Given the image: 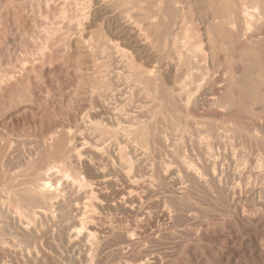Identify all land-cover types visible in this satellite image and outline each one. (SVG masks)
Listing matches in <instances>:
<instances>
[{
    "label": "rangeland",
    "instance_id": "374dc122",
    "mask_svg": "<svg viewBox=\"0 0 264 264\" xmlns=\"http://www.w3.org/2000/svg\"><path fill=\"white\" fill-rule=\"evenodd\" d=\"M238 3L0 0V264H264V170L254 168L257 161L264 165V134L253 129V123L264 122V78L251 56L245 71L241 62L244 48L264 37V16L256 15L244 34L238 24ZM220 17L236 25H224L214 35L205 28L206 22ZM247 70L249 74L242 75ZM234 76H239L237 82ZM100 85L112 95L104 110L97 100ZM232 86L238 93L230 91ZM229 92L228 103H223L220 97ZM245 94L250 102L244 99ZM117 116L121 122L125 120L123 124L132 117L144 119L140 136L124 140L123 124L116 126ZM108 129L115 130L117 136L107 134ZM98 138H105L102 146L106 148L96 146L101 149L96 154ZM74 148L80 154L74 153ZM120 151L127 160L122 162L123 171L129 169L125 173L136 183L126 188L129 193L125 196L133 197L139 208L152 206L143 215L111 207L96 209L94 220L87 222L95 233L86 237L82 230L74 240L76 246L65 243L64 221L43 220L46 224L41 222L37 231L29 234L11 220L15 207L26 211L35 206L27 189L36 176L47 175L52 169L61 179L66 173L90 177L94 186L111 192L92 170L120 165ZM72 154L85 159L86 167ZM113 177L115 191L122 190L119 176ZM75 195L69 191L65 199H77ZM120 196L112 200L117 202ZM76 199H72L78 204L71 205L72 214L76 207L82 210L81 200ZM21 218L27 220L26 214Z\"/></svg>",
    "mask_w": 264,
    "mask_h": 264
},
{
    "label": "bare ground",
    "instance_id": "6f19581e",
    "mask_svg": "<svg viewBox=\"0 0 264 264\" xmlns=\"http://www.w3.org/2000/svg\"><path fill=\"white\" fill-rule=\"evenodd\" d=\"M158 1V0H157ZM100 4H102V3H100ZM188 4V3H187ZM239 9L237 10V14H238V17H239V20H238V24L240 25V30H242V32L245 34V32H247V30L249 29V28H251L252 27V25H253V21H254V19H255V16L256 15H258V16H260V15H263L264 16V0H239ZM99 5V4H98ZM103 6H106V4L105 5H103ZM158 2H156L155 4H154V7H155V9H157L158 8ZM158 10V9H157ZM204 10V9H203ZM205 10H207V9H205ZM209 11V10H208ZM218 16H220V15H218ZM224 17V16H223ZM229 17V16H228ZM217 19V18H216ZM261 19V21H262V18H260ZM208 20V19H207ZM259 21V20H258ZM122 23V22H121ZM126 23V22H125ZM127 24V23H126ZM148 24H150V23H148ZM227 24H229V25H231V26H233V28H234V26L236 25L235 24V22L234 21H232V20H226L225 18H222V17H220L219 19H217V20H209V21H207L206 22V26H205V28L207 29V30H209V31H212V32H215V34L214 33H211V34H214V35H217L218 33L217 32H219L218 30L220 29V28H223V26L224 25H227ZM110 24H108V26H109ZM119 25V24H118ZM124 26V25H123ZM121 27V26H120ZM129 26H126L125 28H126V30H127V28H128ZM124 28V27H123ZM119 29V28H118ZM128 29H131V28H128ZM120 30H122V29H120ZM132 30V29H131ZM136 30V29H135ZM134 30V31H135ZM250 30V29H249ZM151 31V30H150ZM119 31H117V33H118ZM126 32V31H125ZM140 32V31H139ZM116 33V34H117ZM128 33V32H127ZM127 33H125V34H127ZM217 33V34H216ZM220 33V32H219ZM130 34V33H129ZM137 34H138V32H137ZM136 34V35H137ZM177 34V33H176ZM247 34H249V33H247ZM135 35V36H136ZM119 36V35H118ZM120 36H122V35H120ZM130 36V35H129ZM140 36V35H139ZM153 36V35H152ZM136 37H138V36H136ZM143 37V36H142ZM244 37V36H243ZM127 38H129L128 36H127ZM132 38H133V36H132ZM147 38V37H146ZM148 38H149V36H148ZM147 38V39H148ZM185 39V38H184ZM252 39V38H251ZM133 40L134 39H132V42H133ZM136 40V39H135ZM142 40V39H141ZM144 40V39H143ZM149 40V39H148ZM131 41V40H130ZM146 42V41H145ZM128 43H130V42H128ZM143 43H144V41H143ZM135 44V43H134ZM139 42H138V45H136V46H139ZM187 44V43H186ZM251 44V43H250ZM133 45V44H132ZM149 45V44H148ZM184 45H185V43H184ZM142 46V45H141ZM183 47V46H182ZM114 48V47H113ZM144 49H145V47H143ZM187 48V45H186V47H185V49ZM209 48V47H208ZM207 48V49H208ZM187 49H189V47L187 48ZM191 49H189V51H190ZM204 51H207V50H204ZM180 52V51H179ZM178 52V53H179ZM191 52H192V50H191ZM189 53V52H188ZM205 53V52H204ZM202 54V55H204V56H206L205 54ZM180 54V53H179ZM192 54V53H191ZM207 54H209V53H207ZM189 55V54H188ZM203 56V58H205ZM209 56V55H208ZM249 56H251V58H253L254 59V61H257L258 63H259V65H260V67H261V69H260V71L262 72V76H263V78H264V37L262 38V39H255L254 40V42L252 43V45H251V47H249L248 46V48L246 47V48H244V56L241 58V62L243 63V69L242 70H244L245 71V67H246V63H247V60H248V57ZM178 57H180V55H178ZM181 58V57H180ZM209 58V57H208ZM212 59H213V57H212ZM208 61H209V59H207ZM212 64V63H211ZM256 70V69H255ZM244 73V74H243ZM247 74H249L248 73V70L246 71V72H242V75H247ZM251 75H252V73H251ZM234 78H235V82H237L238 81V79H239V76H234ZM251 79V78H250ZM242 81V80H241ZM246 82V81H245ZM251 82V81H250ZM264 82V81H263ZM262 82V83H263ZM96 83H98V82H96ZM99 83H100V81H99ZM104 83H105V81H104ZM264 84V83H263ZM105 85H107V84H104V86ZM249 85V84H248ZM89 86H91V84L89 85ZM104 86L102 87L101 85H100V88H102V89H100V91L97 93V100H98V102L100 103H98L102 108H103V110L105 109V108H107V102L106 101H108V99H111V98H109V93H110V91H109V93L106 91V86H105V88H104ZM253 86V85H252ZM257 86V85H256ZM110 87V86H109ZM240 87V86H239ZM248 87H251V86H248ZM96 88V87H95ZM94 88V89H95ZM108 88V87H107ZM226 88H227V86H226ZM237 88V87H236ZM235 88V86L233 87H231L230 88V91L232 92V93H234V94H236V93H238L237 92V89ZM241 88V87H240ZM263 88V87H262ZM89 89V88H88ZM91 89V88H90ZM99 89V88H98ZM109 89V88H108ZM110 89H112V88H110ZM92 90V89H91ZM113 90H114V88L111 90L112 92H113ZM243 90V89H242ZM261 90V89H260ZM246 91V90H245ZM251 91V90H250ZM89 92H90V90H89ZM231 92H229L228 94H225L224 96H222V97H220V99H221V101L223 102V103H228V99H229V94L231 93ZM243 92V91H242ZM242 92H239V93H241L242 94ZM92 93H94V91L92 90ZM114 93V92H113ZM186 93H188V92H186ZM231 93V94H232ZM244 93V92H243ZM250 93V92H249ZM87 94V93H86ZM178 94H179V92H178ZM177 94V95H178ZM181 94V93H180ZM189 94V93H188ZM230 94V95H231ZM85 95V94H84ZM116 96H117V98H119L118 96H120V95H117V94H115ZM182 95H183V93H182ZM185 95H187V94H185ZM191 95V94H190ZM250 95V94H249ZM256 95V94H255ZM87 96V95H86ZM93 96H95V95H93ZM110 96H112V95H110ZM187 96H189V95H187ZM88 97V96H87ZM175 97H177L176 95H175ZM181 97V96H180ZM240 97V96H239ZM242 97V96H241ZM240 97V98H241ZM244 97V96H243ZM254 97V96H253ZM252 97V98H253ZM96 98V97H95ZM116 98V97H115ZM246 98H248L249 99V97L248 96H246V94H245V100H246ZM178 99H180V98H178ZM182 99L183 100H185L186 99V97H185V99L182 97ZM191 99V98H190ZM189 99V100H190ZM243 99V98H242ZM248 99H247V101H248ZM263 99V98H262ZM119 100V99H118ZM121 100V99H120ZM217 100V99H216ZM92 101V100H91ZM94 101V100H93ZM259 101V100H258ZM181 102H182V100H181ZM185 102H187L188 103V98H187V100L185 101ZM248 102H250V99H249V101ZM264 102V101H263ZM192 103V102H191ZM190 103V104H191ZM230 103L232 104V102L230 101ZM86 104V103H85ZM90 104V103H89ZM94 104V103H93ZM180 104V103H179ZM185 103H183V105H184ZM220 104H222V103H220ZM220 104L218 105V106H220ZM87 106H89L88 104H86ZM119 105V104H118ZM226 105V104H225ZM95 106V105H94ZM93 106V107H94ZM99 106V107H100ZM119 106H122V105H119ZM228 106V105H227ZM226 106V107H227ZM231 106V105H230ZM264 106V105H263ZM85 107V106H84ZM95 107H97V106H95ZM115 107H117V106H115ZM179 107H181L180 105H179ZM229 107V106H228ZM228 107H227V109H228ZM83 107H82V105H81V110H83L82 109ZM98 108V107H97ZM102 108H101V110H102ZM117 108H119V107H117ZM123 108V107H122ZM125 108V107H124ZM183 108V107H182ZM184 108H185V106H184ZM183 108V109H184ZM220 108H221V106H220ZM220 108H219V110H220ZM262 108V107H261ZM85 109H86V107H85ZM93 108L91 107V110H92ZM186 109V108H185ZM222 109V108H221ZM225 109V108H224ZM223 109V110H224ZM80 109H79V111H81ZM107 110V113H108V109H106ZM105 110V111H106ZM112 110H114V109H112ZM117 110V109H116ZM119 110H120V108H119ZM216 110V109H215ZM223 110H221L222 111V113H224L223 112ZM263 110H264V108H263ZM98 111H100V110H98ZM118 111V110H117ZM231 111V110H230ZM82 113L84 112V110L83 111H81ZM88 112V111H87ZM96 112V111H95ZM213 111H211V113H212ZM220 111H218V113H219ZM241 112V111H240ZM81 113V114H82ZM90 113H91V111H90ZM102 113H103V111H102ZM120 113V112H119ZM128 113V112H127ZM138 113H139V111H138ZM221 113V112H220ZM221 113V114H222ZM226 113H227V111H226ZM234 113H235V110H234ZM238 113V112H237ZM94 114V113H93ZM122 114V113H121ZM216 114V113H215ZM236 114V113H235ZM250 114V113H249ZM76 115V114H75ZM75 115H74V117H73V119L75 118ZM77 115H79L80 116V112H78V114ZM83 115V114H82ZM82 115H81V117H82ZM87 115V114H86ZM90 115V114H89ZM96 115V114H95ZM98 115V114H97ZM118 115V114H117ZM126 115V114H125ZM212 115V114H211ZM214 115V114H213ZM218 115V114H217ZM223 115H225V114H223ZM229 115V114H228ZM233 115V114H232ZM119 116H120V114H119ZM124 116V115H123ZM238 116V115H237ZM87 117V116H86ZM92 117V116H91ZM94 117V116H93ZM96 117V116H95ZM230 117H232V116H230ZM235 117V116H234ZM259 117H261V116H259ZM114 118H115V115H114ZM121 118H123V117H121ZM133 119L131 120L130 119V121H127V122H129L128 124H127V122H125L124 124H123V122L125 121H123V122H121L122 121V119L121 120H119L118 119V116H117V122L118 123H116L117 125L116 126H118V124H120L119 122H121L122 124H123V126H122V129H123V131L124 132H122L123 134L125 133L126 134V138L124 139V140H128V138H130L132 135H134L135 136V138L136 137H138V136H140L139 135V131H140V129L142 128V123H143V120L144 119H141L140 117H132ZM142 118H144V116L142 117ZM237 118V117H236ZM257 118H258V116H257ZM84 119V118H83ZM127 119V118H126ZM243 119V118H242ZM248 119V118H247ZM236 120V119H235ZM259 119H257V121H258ZM261 120V119H260ZM259 120V121H260ZM73 121V120H72ZM92 121V120H91ZM253 121H254V118H253ZM256 121V120H255ZM89 122H90V120H89ZM93 122V121H92ZM90 123V124H88V125H90L91 126V124H95L96 123V121H94L93 123ZM98 122V121H97ZM244 122V121H243ZM246 122V121H245ZM248 122V121H247ZM100 122H98V124H99ZM148 124V123H147ZM248 124V123H247ZM250 124H252L251 122H250ZM249 124V125H250ZM262 124H264V122L263 123H253V129H254V131L255 132H257V134H258V132L260 133H263L264 134V125H262ZM97 125V124H96ZM95 126V125H94ZM101 126V125H100ZM120 126V125H119ZM233 126V125H232ZM99 127V126H98ZM236 127V126H235ZM100 128V127H99ZM71 129V128H70ZM239 129V128H238ZM243 129V128H242ZM252 129V130H253ZM68 130V129H67ZM101 130L103 131V126L101 127ZM231 130V129H230ZM101 131V132H102ZM122 130H120V132H121ZM250 131V130H249ZM248 131V132H249ZM119 132V133H120ZM67 133H68V131H67ZM241 133V132H240ZM69 134V133H68ZM67 134V135H68ZM72 134V133H71ZM107 134H110V136L112 135V136H115V134H116V131L115 130H107ZM236 134V133H235ZM249 134V133H248ZM254 134H256V133H254L253 132V135ZM257 134L255 135L256 137H257ZM230 135H232V134H230ZM246 135V134H245ZM52 136H54V135H52ZM109 136V137H110ZM117 136V135H116ZM115 136V137H116ZM123 136V135H122ZM125 136V135H124ZM123 136V137H124ZM233 136V135H232ZM240 136V135H239ZM51 137V136H50ZM242 137V136H241ZM241 137H238V138H241ZM244 137V136H243ZM52 138V137H51ZM54 138V137H53ZM102 138V137H101ZM111 138V137H110ZM75 139V138H74ZM78 139V138H77ZM99 139V138H98ZM105 139V138H104ZM104 139L103 140H101V139H99V140H101V142L100 143H96V145L94 144V146L96 147V146H98V145H101L102 146V144L104 143ZM123 139V138H122ZM237 139V138H236ZM48 140H51V139H49V136H48ZM79 140V139H78ZM109 140V139H108ZM113 140V139H112ZM114 140H116V142H119V141H117L118 139H115L114 138ZM238 140V139H237ZM246 140H249V139H247L246 138ZM47 141V140H46ZM75 141V140H74ZM106 141V140H105ZM242 141H244V139L242 140ZM256 141H258V140H256ZM50 142V141H49ZM51 142H52V140H51ZM61 142H62V140H61ZM60 142V143H61ZM76 142V141H75ZM74 142V143H75ZM107 142V141H106ZM109 142V141H108ZM115 142V143H116ZM122 142V141H121ZM129 142V141H128ZM44 143H45V141H44ZM113 143V142H112ZM112 143L110 144V145H112ZM115 143L113 144L114 146H115ZM120 143V142H119ZM118 143V144H119ZM161 143H162V140H161ZM252 143V142H251ZM47 144V143H46ZM91 144V143H90ZM60 145V144H59ZM66 145V144H65ZM76 144H74V146H75ZM253 145V144H252ZM58 146V145H57ZM109 146V145H108ZM107 146V147H108ZM116 146H117V144H116ZM49 147H51L50 145H49ZM64 147V146H63ZM71 147V146H70ZM69 147V148H70ZM79 148L80 146H76V148ZM94 147V148H95ZM102 147H105V145H103ZM249 147V146H248ZM260 147V146H259ZM73 148V147H72ZM81 148L82 147H80V149H78V150H81ZM91 148H92V146H91ZM90 148V149H91ZM94 148H93V150H94ZM98 147H96L95 148V151H96V154H97V152H101L100 150L101 149H97ZM106 148V147H105ZM113 148V146L111 147V149ZM117 148V147H116ZM75 149V148H74ZM109 149V148H108ZM114 149V148H113ZM247 149V148H246ZM262 149V148H261ZM55 150H56V148H55ZM59 150V149H58ZM62 150V149H61ZM65 150V149H64ZM68 150V149H67ZM66 150V151H67ZM104 150V149H103ZM115 150V149H114ZM122 150V149H121ZM135 150V149H134ZM137 150V149H136ZM135 150V151H136ZM255 150V149H254ZM60 151V150H59ZM70 151V150H69ZM74 151V153H79V152H75L76 151V149L75 150H73ZM111 151V150H110ZM246 151V150H245ZM248 151V150H247ZM246 151V152H247ZM253 151V150H252ZM72 152V151H71ZM83 152H84V150H83ZM86 152V151H85ZM82 153V152H81ZM87 153V152H86ZM89 154H90V152H88ZM139 153V152H138ZM258 153H259V149H258ZM57 154H60V153H57ZM63 154H65V152L63 153ZM80 154V153H79ZM83 154V153H82ZM81 154V155H82ZM212 154V153H211ZM247 154H248V152H247ZM252 154V153H251ZM55 155H56V152H55ZM73 155V154H72ZM84 155V154H83ZM83 155H82V157H83ZM98 155H100V154H98ZM108 155V154H107ZM138 155H141V154H138ZM244 155V154H243ZM65 156V155H64ZM63 156V157H64ZM74 157H73V159H75V160H78L79 161V163L80 162H82V163H80L81 165L82 164H84V167H86V164H87V161H85V159L83 160V159H79L77 156L78 155H76V154H74L73 155ZM88 156V155H87ZM87 156H85V157H87ZM111 156V155H110ZM133 156V155H132ZM57 157H59V156H57ZM61 157H62V155H61ZM66 157V156H65ZM69 157H70V155H69ZM69 157H68V159H69ZM103 157V156H102ZM104 157H105V155H104ZM131 157V156H130ZM135 157V156H134ZM133 157V158H134ZM139 157V156H138ZM243 157H245V156H243ZM143 158V157H142ZM65 159V158H64ZM96 159V158H95ZM102 159V158H101ZM104 159V158H103ZM114 159V158H113ZM112 159V161L115 163L116 161H114ZM117 159V158H116ZM135 159H137V158H135ZM245 159V158H244ZM70 160H71V158H70ZM74 160V161H75ZM92 160V159H91ZM108 160V159H107ZM119 160H120V165H118V166H115V165H112L111 166V168L108 170H104V168L102 167V169L101 168H98V169H96V170H92V171H94L93 173H94V176L95 177H98V178H100L101 179V184L103 185L104 184V187H105V185H106V188H109L110 190H111V192L110 191H107V192H105V191H102V189H101V187H98L97 185L96 186H94V183H92L93 181H91V178L90 177H86V176H83L82 175V177H80V175H78V173L76 174V175H74V176H72V175H70V174H68V173H66L65 174V171H64V174L67 176L65 179H61L60 177H58V176H56V174H54L53 172H52V170H54V169H52L51 171H49V172H47V175H46V173L44 174H36V175H38V176H36L37 178L32 182V184L28 187V189H27V191H29V192H31L32 193V198L36 201L34 204H31V205H35V206H32V207H29V208H27V210L25 211H22V210H19V208L18 207H15L14 209H15V212H16V214H14L13 216H12V218H11V220H13L14 222H15V224H17V225H19V227L25 232V233H29V234H33L35 231H37V226L38 225H40L41 224V222H43V220H49V218L50 219H57L58 221H64L67 225V227L65 226V228H66V242L65 243H67V244H70V245H73L74 244V240L77 238L76 236H78V235H80L81 234V232H82V230H84V232L82 233V234H84V236H88L89 237V235H91V233L92 232H94L95 233V231H93L94 229V227H92L90 224H87V222L90 220V219H93L94 220V211L96 210V209H102L103 207H111V209L112 208H117L118 209V211L119 210H121V211H123V213L124 212H126V213H132V214H134V216L136 215V216H138V215H140L141 213H142V215H143V212L145 213V211H148V209H150L152 206L151 205H146L145 207H142V208H139V205H135V199L133 198V197H131V196H125V195H127L128 193H129V191H128V193H127V191L125 192V190H126V188H129V187H131V186H133V184L135 183H133V181H131L130 180V177L127 175L129 172V169H128V171L126 170V168L124 169L125 170V172L127 171L128 173L126 174L124 171H123V165H122V162L124 161V160H126V155H125V153H122V151H120V153H119ZM131 160V159H130ZM134 160V159H133ZM216 160V159H215ZM214 160V161H215ZM40 161V160H39ZM95 161V160H94ZM109 161V160H108ZM127 161V160H126ZM136 161V160H135ZM213 161V162H214ZM245 161V160H244ZM256 161V160H255ZM254 161V162H255ZM46 162V161H45ZM138 162H139V160H138ZM141 162H142V160H141ZM141 162H140V164H141ZM41 163V162H40ZM40 163H39V165H40ZM43 163H44V161H43ZM96 163V162H95ZM105 163V162H104ZM107 163V162H106ZM109 163V162H108ZM107 163V164H108ZM130 163V162H129ZM133 163H134V161H133ZM132 163V164H133ZM246 163H248V162H246ZM245 163V164H246ZM93 163H91V165H92ZM102 164H103V161H102ZM126 165H127V163H125ZM131 164V165H132ZM140 164L138 165V167L140 166ZM190 164V163H189ZM243 164V163H242ZM244 164V165H245ZM251 164V163H250ZM90 165V164H89ZM109 165V164H108ZM129 165V164H128ZM183 165H184V163H183ZM191 165V164H190ZM214 165V164H213ZM237 165H239L240 166V164H237ZM236 165V166H237ZM255 166H254V168H256V170L257 171H260V170H264V165L259 161H257V163H255L254 164ZM47 166V165H46ZM98 166H99V163H98ZM100 166H101V163H100ZM133 166V165H132ZM136 166V165H135ZM180 167L182 166V164L181 165H179ZM215 166V165H214ZM214 166H212V167H214ZM247 166H249V165H247ZM95 167V166H94ZM109 167V166H108ZM128 167V166H127ZM129 167H130V165H129ZM170 168H171V166H169ZM188 167V166H187ZM218 167V166H217ZM220 167V166H219ZM218 167V168H219ZM92 168V167H91ZM136 168H137V166H136ZM168 168V167H167ZM221 168V167H220ZM223 168V167H222ZM227 168V167H226ZM231 168V167H230ZM238 167H236V169L235 170H238L237 169ZM39 168H37V170H38ZM48 169L50 170L51 168H49L48 167ZM80 169H82V168H80ZM99 169H101V170H99ZM169 169V168H168ZM183 169V168H182ZM193 169V167H191V170ZM215 169H216V167H215ZM231 169H233V168H231ZM247 169H248V167H247ZM246 169V170H247ZM40 170V169H39ZM62 170H64V169H62ZM79 170V169H78ZM102 170H104V171H102ZM132 170V169H131ZM167 170V169H166ZM165 170V171H166ZM171 170V169H170ZM220 170V169H219ZM242 170V169H241ZM42 171V170H41ZM61 171V170H60ZM69 171V170H68ZM72 171V170H71ZM172 171V170H171ZM231 171V170H230ZM245 171V170H244ZM58 173H60L59 171H57ZM131 172V171H130ZM173 172H175V171H173ZM173 172H171V174L173 173ZM190 172V171H189ZM215 172V171H214ZM213 172V173H214ZM216 172H217V170H216ZM233 172H234V170H233ZM236 172H238V171H236ZM252 172V171H251ZM262 172V171H261ZM39 173V172H38ZM87 173H88V171H87ZM92 173V172H91ZM164 173V172H163ZM169 173V172H168ZM191 173V172H190ZM225 173V172H224ZM239 173H241V172H239ZM89 174V173H88ZM113 174H115V175H117V176H119V178L118 179H120L121 180V182L123 183L122 185H124V189L122 188V190H120V191H115V189H114V186H115V183H116V179H115V177H113V176H115V175H113ZM192 174V173H191ZM86 175V174H85ZM89 175H92V174H89ZM167 175H169V174H167ZM174 175V174H173ZM62 176V175H61ZM93 176V177H94ZM135 176V175H134ZM191 176H193V175H191ZM135 177H138V176H135ZM162 177H164V176H162ZM174 177V176H173ZM176 177V176H175ZM140 178V177H139ZM191 178V177H190ZM194 178V177H193ZM197 178V177H196ZM95 179V178H94ZM131 179H133V178H131ZM175 180H176V178H174ZM179 179V178H178ZM195 179V178H194ZM30 179H28L27 181H29ZM99 180V179H98ZM135 180H136V178H135ZM171 180V179H170ZM173 181V183L172 184H175L176 183V181ZM191 180H192V178H191ZM31 181V180H30ZM137 181V180H136ZM140 181V180H139ZM172 181V180H171ZM95 182V181H94ZM100 182V181H99ZM180 182V181H179ZM22 183V182H21ZM24 183H25V181H24ZM96 183V182H95ZM93 184V185H92ZM97 184H99L98 182H97ZM100 184V185H101ZM136 184V183H135ZM178 184V183H177ZM18 185V184H17ZM20 185V184H19ZM176 185V184H175ZM8 186V185H7ZM26 186V185H25ZM142 186V185H141ZM18 187V186H17ZM121 187V186H120ZM140 187V186H139ZM9 188H10V190H11V187L9 186ZM13 188V187H12ZM21 188V187H20ZM19 188V189H20ZM23 188V187H22ZM143 188V187H142ZM183 188V187H182ZM18 189V190H19ZM105 189V188H104ZM139 189H141V187L139 188ZM107 190V189H106ZM128 190V189H127ZM131 190V189H130ZM178 191H181L180 189H177ZM176 190V191H177ZM9 191V190H8ZM69 191L71 192V191H74V193L77 195V199L76 198H70V199H65V198H67V196H66V194H68L69 193ZM146 191V190H145ZM183 191V190H182ZM28 193V192H27ZM125 193H127V194H125ZM131 194V193H130ZM129 194V195H130ZM6 195V194H5ZM4 195V196H5ZM14 195V194H13ZM75 195V196H76ZM118 195H121L120 196V198H121V200H119V201H117V202H114L115 201V198H113L114 196H118ZM9 196V195H8ZM26 197V196H25ZM8 198H10V197H8ZM22 198H23V196H22ZM119 198V199H120ZM140 198V197H139ZM13 199V198H12ZM72 199H76V200H81V206H82V210H80L79 209V207H76L74 210H75V212H74V214H72L73 212H72V210L73 209H71V205H78V204H73L72 203ZM112 199H114V201L112 200ZM117 199V198H116ZM76 200H75V202H76ZM78 200V201H79ZM142 200V199H141ZM5 201H6V199H5ZM32 201V200H31ZM77 201V202H78ZM113 201V202H112ZM11 202V201H10ZM142 202V201H141ZM132 203H134L133 205H132ZM138 203V202H137ZM22 204V203H21ZM7 205H8V203H7ZM13 205H18V204H16V203H14ZM22 205H24V204H22ZM80 206V207H81ZM154 206V205H153ZM107 208V209H108ZM162 208V207H161ZM163 208H166L167 209V207H163ZM1 209H2V207H1ZM8 210H9V208H7ZM110 209V210H111ZM105 210V209H104ZM170 210V209H169ZM2 211V210H1ZM4 211H7L5 208H4ZM113 211H115V210H113ZM121 211H120V213H121ZM161 211V210H160ZM9 212V211H8ZM13 213V212H12ZM26 214V219L27 220H22V218H21V215L22 214ZM122 213V214H123ZM152 213V212H151ZM156 213V212H155ZM160 213V212H159ZM162 214V213H161ZM6 215V214H5ZM8 215V214H7ZM120 215V214H119ZM156 215H157V213H156ZM126 216V215H125ZM147 216V215H146ZM154 216V215H153ZM152 216V217H153ZM158 216V215H157ZM157 216H155L156 218H157ZM162 216V215H161ZM160 216V217H161ZM100 217V216H99ZM122 217V216H121ZM131 217H133V215L131 216ZM145 217V216H144ZM143 217V218H144ZM147 217H149V214H148V216ZM126 218V217H125ZM140 218H142V217H140ZM139 218V219H140ZM150 218V217H149ZM71 219V222L69 221ZM99 219V218H98ZM101 219H102V217H101ZM118 219H119V217H118ZM124 219V218H123ZM138 218H137V220H139ZM7 220V219H6ZM5 220V221H6ZM93 220H92V222H93ZM50 221H52V220H50ZM100 221V220H99ZM107 221V220H106ZM8 222V221H7ZM12 222V221H11ZM114 222V221H113ZM116 222H118L117 220H116ZM13 223V222H12ZM43 223H45V222H43ZM48 223V222H47ZM59 223V222H58ZM91 223V222H90ZM129 223V222H128ZM7 224V223H6ZM46 224V223H45ZM60 224H61V222H60ZM60 224H59V226H60ZM64 224V223H63ZM93 224H94V222H93ZM108 224V223H107ZM119 224V223H118ZM8 225V224H7ZM95 225H97L96 223H95ZM109 225V224H108ZM133 225V224H132ZM132 225H131V227H132ZM11 226H13V225H11ZM77 226H78V230H77ZM100 226V225H99ZM122 226V225H121ZM47 227V226H46ZM51 227H53V226H51ZM55 227V226H54ZM53 227V228H54ZM96 227V226H95ZM102 227V226H101ZM104 227V226H103ZM106 227V226H105ZM110 227H112V226H110ZM42 228V227H41ZM57 228H58V226H57ZM57 228L55 229V230H57ZM64 228V229H65ZM100 228V227H99ZM108 228V227H107ZM130 228V227H129ZM5 229V228H4ZM3 229V230H4ZM63 229V230H64ZM109 229V228H108ZM47 230V229H46ZM52 230V229H51ZM81 230V231H80ZM17 231H18V229H17ZM50 231V230H49ZM53 231V230H52ZM60 231V230H59ZM65 231V230H64ZM99 231V230H98ZM100 231H102L101 229H100ZM104 231V230H103ZM106 231V230H105ZM108 231V230H107ZM106 231V232H107ZM5 232V231H4ZM3 232V233H4ZM39 232V231H38ZM48 232V231H47ZM55 232V231H54ZM128 232V231H127ZM2 233V232H1ZM20 233V232H19ZM22 233V232H21ZM43 233V232H42ZM50 233V232H49ZM49 233H48V235H49ZM65 233V232H64ZM96 233H97V229H96ZM99 233V232H98ZM104 233V232H103ZM15 234V233H14ZM24 234V233H23ZM47 234V233H46ZM51 234V233H50ZM100 234V233H99ZM101 234H102V232H101ZM129 234H133V233H129ZM11 235H13V233L11 234ZM56 235H57V233H56ZM104 235V234H103ZM109 235V234H108ZM2 236V235H1ZM15 236V235H14ZM34 236H36V235H34ZM64 236V235H63ZM124 236V235H123ZM135 236V235H134ZM47 237V236H46ZM79 237V236H78ZM82 237H83V235H82ZM86 237H85V242H86ZM99 237V236H98ZM97 237V238H98ZM104 237V236H103ZM24 238V237H23ZM30 238V237H29ZM35 238V237H34ZM33 238V239H34ZM38 238H39V236H38ZM84 238V237H83ZM82 238V239H83ZM121 238L123 239V237H122V235H121ZM132 238V237H131ZM3 239H5V238H3ZM40 242L42 241V237L40 236ZM102 239V238H101ZM124 239H125V237H124ZM15 240V239H14ZM29 240V239H28ZM34 240H36V239H34ZM45 240H47V239H45ZM44 240V241H45ZM59 240V239H58ZM88 240V239H87ZM91 240V239H90ZM100 240V239H99ZM130 239H128L127 241H129ZM11 241V240H10ZM83 241V240H82ZM121 241V240H120ZM79 242H81V241H79ZM79 242H77L78 243V246H79V244H81V243H79ZM84 242V241H83ZM90 242V241H89ZM94 242V241H93ZM4 243H6V244H8L7 243V241L6 242H4ZM22 243V242H21ZM35 243V242H34ZM38 243H39V239H38ZM76 243V242H75ZM96 243V242H95ZM42 247H43V245H42V243H39ZM61 244V243H60ZM100 244V243H99ZM5 245V244H4ZM19 245H20V243H19ZM75 245V244H74ZM9 246V245H8ZM31 246V245H30ZM76 246V245H75ZM97 246V245H96ZM11 247V246H10ZM21 247V246H20ZM28 247V246H27ZM26 247V248H27ZM34 247V246H33ZM35 247H36V245H35ZM35 247H34V249H35ZM65 247V246H64ZM71 247V246H70ZM82 247H85V246H82ZM9 248V247H8ZM19 248V247H18ZM25 248V247H24ZM32 248V247H31ZM20 249V248H19ZM28 249V248H27ZM39 249V248H38ZM87 249V248H86ZM26 250V249H25ZM90 250V249H89ZM95 250V249H94ZM10 251V250H9ZM39 252H40V250H38ZM70 251H71V249H70ZM77 251V250H76ZM28 252H29V250H28ZM79 252V251H78ZM35 253V250H34V252H32V254H34ZM38 253V252H37ZM30 254V253H29ZM88 255V254H87ZM44 256V255H43ZM33 257V256H32ZM35 257V256H34ZM34 257H33V259H34ZM86 258V257H85ZM37 259V258H36ZM42 259V258H41ZM35 260V259H34ZM88 260H91V259H88ZM93 261H94V259H93ZM151 262V261H150ZM153 263H154V261H152ZM152 262H151V264H152ZM87 263V262H86ZM85 263V264H86ZM88 264H89V262H88ZM144 264H147V262L146 263H144ZM150 264V263H149Z\"/></svg>",
    "mask_w": 264,
    "mask_h": 264
}]
</instances>
